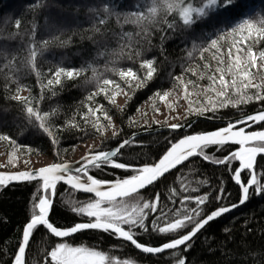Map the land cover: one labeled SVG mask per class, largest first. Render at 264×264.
<instances>
[{
    "label": "snow or ice",
    "instance_id": "snow-or-ice-1",
    "mask_svg": "<svg viewBox=\"0 0 264 264\" xmlns=\"http://www.w3.org/2000/svg\"><path fill=\"white\" fill-rule=\"evenodd\" d=\"M235 2L133 0L129 5L124 0H100L89 7V12L93 21L91 31L104 40L101 45L103 50L96 53L97 57L106 60L103 68L96 66L95 60L78 68L58 66L55 71L49 69L51 76L45 78L37 66L38 57L44 54L51 42L67 45L70 41L55 36L52 41L38 42L33 38L29 42L25 48L26 66L36 77L40 88L39 100L34 96L22 97L20 93L30 89L10 77L6 82L15 87L8 88L7 94L0 87V97L18 102L26 126L47 136L54 146L59 144L58 134L62 131L74 130L88 135V126L99 136H105L108 130L112 131L114 139L119 135L108 109L103 103H97L96 97L103 95L110 105L116 106L117 96L124 95L128 103L136 90L148 87L158 72L155 57L141 59L142 52L135 49L141 43L151 46L152 31L149 28L151 26L154 31L157 24L163 25L160 29V41L163 43L168 32L191 30L210 16L217 21L214 31L193 40L186 49L181 74L169 73L173 89L157 90L152 99L167 102L174 91L180 89V98L188 104V115L215 120L221 119L217 113L224 109H235L241 114L215 130L194 132L169 140L167 150L150 163L133 164L123 159L122 149L135 142V138L131 137L121 140L110 150L90 152L77 162L78 166L64 161L57 152V162L38 170L0 172V190L13 182H35L30 199V215L21 230L12 264H37L34 260L26 262V254L33 246H38L37 251L43 253L39 264H138L131 257L121 258L96 246L68 242V238L85 231L107 234L120 242L119 247H131L144 255H170V264H190L185 253L191 249V241L201 230L210 222L244 205L251 195H264V48L260 47L264 42V7L232 17L231 6ZM38 6L36 0L30 5ZM113 19L120 27L118 32L111 30L109 25ZM124 25L139 28L135 35L141 39L136 40L131 32L123 31ZM15 27L20 28L19 19L15 21ZM35 30L36 25L33 24V37ZM109 35L117 37L118 50L110 49L107 44ZM94 43L99 44L100 41ZM122 58L133 65L138 63L143 71L138 73L132 66L116 67ZM5 60L3 67L15 74V56L8 60L5 54ZM87 72L92 73L91 82L94 84V90L86 96L88 103L84 107L87 111L73 114L58 126L54 120L59 116V109L54 107L42 112L39 102L44 100L46 91L55 96L56 86H62L64 81L76 80ZM107 74L118 77V80ZM201 81H207V84H201ZM194 96L203 97V101H194ZM252 103H259L260 107L254 113L243 114L241 106ZM169 107L173 106L169 104ZM153 110L157 111L155 106ZM77 114L83 123L77 121ZM130 124L134 126L137 122L131 120ZM256 125H261V130H257ZM169 127L180 130L187 125L172 124ZM0 141L12 147L8 159L0 168L15 166L17 152L23 150L30 154L32 151L4 132H0ZM258 156L261 158L259 163ZM193 158L226 166L230 179L239 187L238 203L220 205L215 209L206 207L211 202L210 197L218 204L225 198L222 184L215 197L211 196V189L195 196L185 195L198 193L200 186H208L206 178L197 179L195 187L191 186V182H181L180 192L169 187L168 194L164 196L167 203L162 201L161 193L155 192L154 188L164 183L166 174L180 165L193 171L191 166L196 162ZM234 162H238L235 167ZM24 163L27 165L29 161L25 160ZM109 174L111 178H105ZM58 186L60 195L64 197V206L81 218L67 228L55 225L50 219ZM76 193L84 194L83 198H77ZM169 203L174 207L169 208ZM228 231L225 229V232ZM37 234L41 239L35 238ZM146 236L151 239L146 240ZM50 237L57 241L52 247H48ZM5 254L0 249V256ZM248 256L255 260L257 256H264V251L250 252ZM0 264H3L2 260ZM255 264H261V261L255 260Z\"/></svg>",
    "mask_w": 264,
    "mask_h": 264
},
{
    "label": "trees",
    "instance_id": "trees-1",
    "mask_svg": "<svg viewBox=\"0 0 264 264\" xmlns=\"http://www.w3.org/2000/svg\"><path fill=\"white\" fill-rule=\"evenodd\" d=\"M100 0H36L38 7H30L33 0H0V87L7 94L8 88H14L15 85L7 83V78L14 79L19 84L26 85L30 90L22 97H36L39 100L40 88L36 83V77L29 72L26 66L25 51L26 46L34 38L35 41L50 40L55 36H59L60 40H68L67 45H60L58 41L51 42L44 54L37 59V66L45 78H49L51 73L49 69L55 71L58 66L66 68L80 67L95 60L96 66L103 68L106 62L105 58L97 57L98 50H103L101 45L104 40L99 34L91 31L92 14L89 7L96 5ZM125 3L131 4L133 0H124ZM233 11L232 17H239L246 11H254L257 7H264V0H236L231 6ZM19 19L20 28L15 27V21ZM171 19V17H169ZM217 21L210 16L207 20L194 25L191 30H177L175 33L168 32L167 39L161 43V27L163 25H155V30L150 26L152 31V44L146 46L141 43L135 50L142 52L141 59H149L155 57L158 72L154 79L148 84L147 88L138 89L128 103L118 107L110 105L103 95L96 97L97 103H103L112 116L113 123L119 135L114 139L112 131L108 130L105 136H99L91 129L88 135H82L74 130L62 131L59 133V144L53 145L49 138L39 132H36L26 126L24 114L20 111V104L4 97H0V132L7 133L15 137L22 145L31 148V153L23 150L17 152V164L25 158H36L38 156L51 158L52 163L57 162L56 153L59 152L64 161H71L78 146L89 139L99 140L98 146L93 152L98 150H110L121 140L129 138L132 134L140 133L143 130L152 128H160L157 126L148 127L147 125H131L130 121L134 120V116L140 111V107L147 101L153 100V93L157 90H172L173 81L169 77L179 75L185 63L186 49L191 46L193 40L201 38L205 33L214 31ZM36 25L35 36L31 35L32 26ZM111 30L120 31L119 25L113 20L109 21ZM123 31L131 32L136 40V33L139 28L134 25H124ZM18 33V34H17ZM94 41H100L99 44ZM107 44L110 49L118 50L117 37L109 35ZM39 47V44L37 45ZM264 48V42L260 45ZM7 59L11 60L15 56V74L8 68L3 67ZM111 66V65H110ZM132 66L133 70L138 73L143 70L139 69L138 63L133 65L127 59H120L116 67L122 68ZM117 79L118 77L111 76ZM92 73L87 72L76 80L64 81L62 86H56V95L51 96L47 91L45 98L39 102L40 110L49 111L51 108L59 109V116L54 122L60 126L63 122L73 116L75 113H84L87 109L86 96L90 91L94 90V84L91 82ZM195 79V77H192ZM201 84H207V81H201ZM124 87V85H121ZM127 91V89H125ZM118 97V96H117ZM117 99V98H116ZM155 101V106L162 102ZM203 101V97L199 102ZM35 103V102H34ZM243 114L257 110L259 103H252L241 106ZM7 109V111H5ZM120 109H123L122 111ZM238 113L235 109H224L217 113L221 119L226 120L237 118ZM196 116L188 117L184 122L194 120ZM78 122L80 115H76ZM216 120V119H215ZM181 123V124H184ZM106 123V122H105ZM222 126L219 123H213L207 120H198L192 128L184 132L163 131L144 135L136 138L132 146H126L122 152L123 159L129 163L142 164L150 163L157 160L169 146V140H176L182 135L194 132H206ZM261 129V125L256 128ZM103 141V142H102ZM3 154L7 160L12 147L6 142L0 141ZM234 148L236 146H233ZM226 154V153H222ZM219 155V154H218ZM196 162L191 166L193 171H189L184 165L179 166L174 171L166 175V180L159 187L154 188L155 192L161 193V199L168 194L169 187H174L178 192L181 191V182H191V186L195 187L197 179H207L208 186H200L198 193H185V195H199L211 189V196L215 197L217 190L223 185L225 198L219 204L210 197L208 209H215L220 205H228L238 203L239 187L230 179V174L226 171V166L213 165L199 158H193ZM260 157L257 162L259 163ZM187 163V162H186ZM237 162H234L235 167ZM15 165V166H16ZM15 166L5 168L12 170ZM243 175V174H242ZM105 178L110 179L109 174ZM35 190V182L19 183L9 185L0 190V249L5 255L0 256L3 264H11L12 255L16 251L17 244L20 240L21 230L30 215V199ZM148 191L147 189L145 190ZM151 194V193H149ZM230 194V195H228ZM84 194L76 193L77 198H83ZM64 197L60 195V186H58V196L55 200L53 212L50 219L55 225L63 228L72 226L80 221V217L70 212L62 203ZM179 200V198H178ZM167 203V201H164ZM178 206V205H177ZM169 208L174 207L171 203ZM6 221V222H5ZM225 229L230 231L225 232ZM36 239H41L39 234ZM146 240L151 239L145 237ZM57 242L55 238L48 239V247L54 246ZM68 242L73 245L96 246L101 250L114 253L118 257L134 258L138 264H170L172 257L170 255L160 254L158 256L144 255L131 247H119L120 242L112 239L107 234H101L95 231H85L68 238ZM191 249L185 253L190 264H255V260L264 264V256H257L255 260L248 256L250 252L258 250L264 251V195H251L250 199L241 207H238L227 213L217 220L210 222L205 229L201 230L191 241ZM38 246L30 247L26 262L34 260L39 264L43 253L37 251ZM163 257V258H161Z\"/></svg>",
    "mask_w": 264,
    "mask_h": 264
},
{
    "label": "rangeland",
    "instance_id": "rangeland-1",
    "mask_svg": "<svg viewBox=\"0 0 264 264\" xmlns=\"http://www.w3.org/2000/svg\"><path fill=\"white\" fill-rule=\"evenodd\" d=\"M173 89V88H172ZM171 91V90H169ZM27 91H22V96L26 95ZM182 96V92L180 89H176L172 96L169 97V101L162 102L160 105L155 106V101H147L140 107V111L134 116V120L139 122L140 125H147L148 127L157 126L160 128L170 126L172 124H181L188 117L192 115L187 114V101L180 98ZM202 97H192L194 101H200ZM127 97L124 95H120L117 97V106L122 107L125 105ZM178 100V103L176 101ZM171 104L173 107H169ZM153 106L157 109V111L153 110ZM146 114V115H145ZM158 122V123H157ZM99 140L97 139H89L78 146L75 151L73 160H78L79 158L86 156L90 152H93L98 144ZM4 149L0 144V165H3L6 161L5 155L3 154ZM27 160L29 163L26 165L24 161ZM72 161V160H71ZM51 158L38 156L36 158H25L15 166L12 170H26V169H34L37 167L46 166L51 164ZM5 171L7 169L0 168V171Z\"/></svg>",
    "mask_w": 264,
    "mask_h": 264
},
{
    "label": "water",
    "instance_id": "water-1",
    "mask_svg": "<svg viewBox=\"0 0 264 264\" xmlns=\"http://www.w3.org/2000/svg\"><path fill=\"white\" fill-rule=\"evenodd\" d=\"M255 111H257V110H255ZM255 111H252V112H248V113H254ZM247 113V114H248ZM233 119H236V118H231V119H226V120H210V119H204V118H202V117H200V118H198V117H196V118H194V120H191V121H188V122H186V123H184L183 125H187V127H184V128H182V129H180V130H171L170 129V127L169 126H166V127H163V128H152V130H143L142 132H140V133H136V134H132L129 138H131V137H134L135 139L136 138H139V137H142V136H144V135H150V134H152V133H158V132H163V131H171V132H184V131H186V130H189L190 128H192L193 127V125L195 124V122L196 121H198V120H207V121H210V122H213V123H219V124H221L222 126H224V124H226L229 120H233ZM222 126H220V127H222ZM256 128L257 127H259V125H256L255 126ZM217 128H219V127H216V129ZM215 130V129H214ZM251 130H253V129H249V131H251ZM259 130H261V129H259ZM210 131H212V130H210ZM128 139V138H127ZM123 150V149H122ZM167 150V149H166ZM165 150V151H166ZM164 151V152H165ZM85 156H83V157H81V158H79L78 160H72V161H68L70 164H72V165H76V166H78L77 165V162L78 161H80V160H82V158H84ZM258 158H259V156L257 157V160H258ZM156 161V160H155ZM52 164V163H51ZM237 164H238V162H237ZM48 165H50V164H48ZM181 166V165H180ZM179 167V166H178ZM40 167H37V168H34V169H26V170H38ZM175 169H173L172 171H174ZM8 171H11V172H16V171H20V170H5V171H0V172H8ZM171 171V172H172ZM167 174H169V173H167ZM166 174V175H167ZM19 183H27V182H19ZM19 183H16V182H13V183H11V184H9V185H16V184H19ZM241 207V206H240ZM236 209V208H235ZM230 213V212H229ZM225 215V214H224ZM71 238V237H70ZM27 255V254H26ZM11 264H12V262H11Z\"/></svg>",
    "mask_w": 264,
    "mask_h": 264
},
{
    "label": "bare ground",
    "instance_id": "bare-ground-1",
    "mask_svg": "<svg viewBox=\"0 0 264 264\" xmlns=\"http://www.w3.org/2000/svg\"><path fill=\"white\" fill-rule=\"evenodd\" d=\"M184 123H186V122H184ZM150 130H152V129H150Z\"/></svg>",
    "mask_w": 264,
    "mask_h": 264
}]
</instances>
